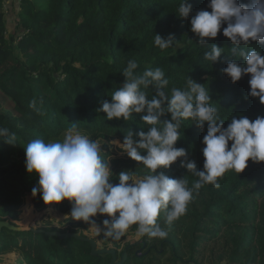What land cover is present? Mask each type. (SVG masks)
<instances>
[{
    "label": "trees",
    "instance_id": "16d2710c",
    "mask_svg": "<svg viewBox=\"0 0 264 264\" xmlns=\"http://www.w3.org/2000/svg\"><path fill=\"white\" fill-rule=\"evenodd\" d=\"M180 2L0 0V94L11 104L8 110L0 109V127L16 136L14 145L0 139V220L16 225L12 221L17 218L16 210L37 183V175L25 168L24 147L30 141H60L73 124L89 139L102 142L122 141L130 129L135 133L150 127L140 119L142 114L133 113L128 120H107L98 110L120 87L124 79L121 73L129 60L137 62V74L147 67L161 68L169 81L168 94L173 87L184 89L189 77L203 83L224 126L232 116L250 120L264 116V104L248 95L249 75L233 83L221 71L231 59L243 62L238 52L233 54V48L264 54V43L234 45L218 33L201 45L190 31L189 18L178 16ZM239 2L247 4L249 0ZM189 3L192 15L207 9L208 0ZM9 26L13 33L7 36ZM155 34H172L174 41L162 50L154 44ZM212 43L223 52L215 63L204 58ZM145 91L149 99L155 94L151 87ZM166 118L170 116L162 117ZM206 128V124L201 129L194 121L182 120L181 138L176 143L186 150L197 171L203 168L201 141ZM105 147L100 156L106 164L110 161L113 184L118 183L120 171L138 177L147 174L142 163ZM138 152L145 154L143 149ZM180 159L162 171L185 179L191 188L198 177L180 167ZM218 183V188L205 184L194 191L185 214L171 225L165 223V212H161L158 223L167 231L166 237L139 235L134 242H123L122 236L111 239L114 261L110 253H91L86 241L47 233L83 234L81 229L89 222L70 216L64 228L41 225L18 231L2 227L0 253L17 250L19 264H117L124 251L125 258L119 264H207L206 256L213 253L211 245L219 241L223 245L218 258H227V264H264V162L249 160L241 173L228 170ZM32 198L38 206L39 193ZM59 208L69 213L71 204L65 199ZM131 227L137 229L135 224Z\"/></svg>",
    "mask_w": 264,
    "mask_h": 264
},
{
    "label": "clouds",
    "instance_id": "9594fccd",
    "mask_svg": "<svg viewBox=\"0 0 264 264\" xmlns=\"http://www.w3.org/2000/svg\"><path fill=\"white\" fill-rule=\"evenodd\" d=\"M207 9L190 15L191 3L181 0L177 10L179 17L189 18L190 31L199 44L206 45L218 33L234 45L250 41L264 43V0H249L247 4L239 0H208ZM173 41L172 34L154 37V44L162 50ZM232 52H238L243 62L231 59L221 71L233 83L249 75L248 95L264 104V54L255 49L233 48ZM222 53V47L212 43L204 58L215 63ZM137 68L136 61H128L121 73L124 79L120 87L98 110L107 120H128L133 113L142 114L140 119L150 126L135 133L130 129L123 134L122 141L111 142L143 164L148 172L142 178L124 170L116 175L118 183L113 184L114 173L100 156L101 144L83 135L75 124L60 141L34 139L24 147L26 171L38 177L32 195L39 193L46 205L68 200L71 204L68 215L72 220L89 222L97 233L103 231L116 239L134 224L138 235L166 237L167 231L158 223L162 211L165 223L171 225L185 214L194 191L205 184L218 188L219 177L228 170L241 173L249 160L264 162V116L254 120L243 115L232 116L224 126L203 83L189 77L184 89L173 87L168 94L165 89L169 81L161 68L147 67L142 74L136 73ZM150 87L155 90L151 99L145 91ZM166 114L170 118L162 119ZM182 120L194 121L201 129L207 125L201 141L202 170H196L195 162L188 159L184 148L176 147L181 138ZM0 139L16 144L15 133L4 127H0ZM138 149L145 150V154L141 155ZM178 158H181L180 167L198 177L191 188L185 179L169 177L162 171ZM97 214L107 217L101 225L91 219Z\"/></svg>",
    "mask_w": 264,
    "mask_h": 264
},
{
    "label": "rangeland",
    "instance_id": "374dc122",
    "mask_svg": "<svg viewBox=\"0 0 264 264\" xmlns=\"http://www.w3.org/2000/svg\"><path fill=\"white\" fill-rule=\"evenodd\" d=\"M11 33H13V27L9 26V28L7 29V36H10ZM10 108V102L2 94H0V109L8 110ZM96 141L101 144L102 151L100 153H104L107 150L105 146H108L109 151L113 153H116L118 155L126 154L125 152L117 148L113 143H111L113 140H110L108 142H102L100 140ZM109 164L110 161H107L108 166ZM32 196V193L28 192L24 204L16 210L17 218L12 220L16 225L22 227L23 229L36 228L41 225L64 228L67 225L68 221L66 220V218L70 215H68L69 213H65L63 211L61 212L59 205L62 204V201L59 203H50L46 205L42 200H40L39 205L35 206ZM106 218V215L97 214L94 221L97 225H101L100 223ZM81 231L84 235L91 237L95 241H97V246L99 247H103L104 245L111 246V239L114 238L106 235L103 231L97 233L95 226L91 223H88L85 229H81ZM122 237L124 238L123 242H134L138 240L139 235L137 233V229L130 226V228L122 235ZM222 245L223 242L219 241L216 242V244L211 245L213 253L212 255L206 256L207 264H227V258H218ZM19 260L20 255L17 250L0 253V264H19Z\"/></svg>",
    "mask_w": 264,
    "mask_h": 264
},
{
    "label": "water",
    "instance_id": "95a60500",
    "mask_svg": "<svg viewBox=\"0 0 264 264\" xmlns=\"http://www.w3.org/2000/svg\"><path fill=\"white\" fill-rule=\"evenodd\" d=\"M2 227H6V228H9V229L18 230V231L23 229L22 227H20L18 225L12 224L8 220H0V231H1ZM47 233L51 234V235H56V236L61 237V238H75V239L86 241V242H88L90 244L91 253L97 254V253L107 252V253L112 254V261L115 260V251H114V249H112L109 246L97 247V242L93 238L88 237V236H86L84 234H81L80 232L50 231V232H47ZM124 258H125V251L122 253L121 258H120V262H118L117 264L121 263V261H123Z\"/></svg>",
    "mask_w": 264,
    "mask_h": 264
}]
</instances>
